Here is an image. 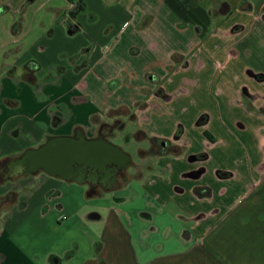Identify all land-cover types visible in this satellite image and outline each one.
Wrapping results in <instances>:
<instances>
[{"label":"crops","instance_id":"0c3cea01","mask_svg":"<svg viewBox=\"0 0 264 264\" xmlns=\"http://www.w3.org/2000/svg\"><path fill=\"white\" fill-rule=\"evenodd\" d=\"M32 2H43L34 12L43 10L46 16L30 20L31 12L25 14L21 32H10L0 42L5 50L0 62V164L51 137L86 131L95 126L94 118L104 120L119 109L129 110L131 122L140 124L132 134L185 149L181 127L211 111L190 102L176 105L172 87L185 83L186 74L202 67V59L211 64L221 43L228 46L224 86L231 97L227 105H218L217 114L224 125L230 121L244 129L247 121L255 122L261 156L252 162L251 155L232 151L226 140L233 138L230 128L210 133L214 141H208L224 148L222 158L242 161L234 167L218 165L220 170L206 181L205 169L197 175L190 169L182 178L197 181L183 188L172 175L165 177L172 169L161 165L165 154L156 156L145 175L132 180L142 181L162 210L159 216L179 212V220L191 226L180 233L167 228L162 235L155 213L134 223L124 212L106 207L107 215L87 217L104 223L100 232L87 233L92 251H84L80 241L69 248L66 238H55V215L52 226L46 221L57 187L51 177L0 182V198L12 191L21 194L19 204L0 214V264H264V91L252 89L264 83V0H82L80 9L67 0L59 6L55 0ZM219 2H226L231 12L213 17L211 9ZM23 4L20 0L18 5ZM69 28L79 29L71 36ZM89 46L92 51L82 53ZM36 64L38 71L27 68ZM116 79L120 84L109 91ZM160 89L169 98L159 95ZM220 172L231 175L222 178ZM195 187L210 188L211 197L198 198ZM27 188L31 191L22 194ZM170 204L173 210L167 209Z\"/></svg>","mask_w":264,"mask_h":264},{"label":"rangeland","instance_id":"374dc122","mask_svg":"<svg viewBox=\"0 0 264 264\" xmlns=\"http://www.w3.org/2000/svg\"><path fill=\"white\" fill-rule=\"evenodd\" d=\"M19 2L20 0H0V9L4 7L7 8V11L0 14V42L7 40L10 36V32L14 35L12 32V26L14 23L22 22L23 26L26 22L25 14L27 15L31 12L30 20L37 19L38 17L44 18V16H46L43 10H41L39 14L34 12V10H38L43 2L33 3L31 0H24L25 4L21 7L18 5ZM61 2L62 0H55V4L57 6H59ZM227 48V44H219V50L210 57L212 59L211 64L202 59L203 62L200 69H192V72L194 73L193 75L191 73L186 74L187 78L184 81L185 83H181L180 85L179 83L174 82L172 87L176 93L173 94V100L177 103L176 105H178V103L188 104L190 102L191 104L194 103L199 106L205 105V108H209L211 111L210 113H205V115L202 114L203 116H207V126L197 125L200 118H197V120L193 123L184 124L182 127L180 126L186 131V135L184 136L185 143L183 142V144H186L185 149L183 148L184 145L181 146V144L176 146L177 148L175 150L178 151H167L164 156L166 161H162L161 163V165L167 164L172 166L171 172L175 169L174 173H166L165 177L169 179L172 175L175 184L177 183L180 188H183L181 185L186 187L190 185V182L197 181L192 180V178H182V175L191 173L190 169L199 172V174H201L200 170L205 169L206 173L204 179L206 181L212 178L216 171L220 170L218 165L234 167L240 165V162L242 161L238 158H222L220 155L223 153L224 148L221 144L213 146V144H211L204 135L206 131L215 135L220 133L223 128L227 130L230 128L233 138L230 137V140H226L228 141L229 148H231L232 151H235L236 154H238L239 151L241 156H243L242 152L244 155H251L252 162L256 161L261 156V154L258 153L260 150L261 139L256 131L258 126L255 122L252 121L248 123L247 121V123H244L245 128L243 129L235 123L232 124L230 121H227L228 123L225 122L224 125L222 121H220L221 119L217 114V112H219V110H217L218 105H227V99L231 97V93H228V90L224 86V81L229 74V66L228 64H224ZM4 56L5 50L3 45L0 43V62L3 60ZM257 63L258 62H252L251 64L254 65ZM222 65H224L225 69L219 70ZM23 76H25V74H23ZM177 84L178 87L176 88ZM254 86L252 88L253 93L260 94V92L264 91V83L254 84ZM223 111L226 112V108H224ZM130 114V111L126 109H120L114 111L113 113H108L104 120L99 121L94 119L93 125L95 126L87 129L85 132L87 135L93 136L97 132V127H99L102 122H106L111 125H113L118 119L126 122L125 128L121 131L116 130V127H114V131L117 136L116 139L113 140V143L122 147L125 152L130 154L133 158L134 165L136 164L138 166V168L134 169L132 167L129 169V179L132 180L145 175V172L151 168L157 160L155 161L156 157L151 156V153L148 152L147 148L150 146L149 142L144 139L136 140L133 136L132 133L141 129V126L139 123L133 124V122H131L133 118ZM63 115H66V111L63 112ZM170 118L173 122L175 121L176 115L174 114V110H172ZM60 120L61 119H59V121ZM141 125L145 130L149 127L147 123H141ZM62 135L63 134L57 136ZM40 145L41 144L35 148ZM187 150L190 152L185 155ZM205 154L208 159L207 157L205 159L203 158ZM198 156H201V158H197ZM194 158H197V160L190 163ZM198 159H200V161ZM197 167L200 168L197 169ZM160 168L162 169L163 167L160 166ZM162 170L164 171V169ZM137 171L140 173H137ZM39 176L44 178L48 177L44 173H40ZM32 178L33 177L30 179L33 180ZM25 179H27V177H21L16 181L18 182ZM52 180L55 181L57 187L55 190V197L50 203L52 212L47 216L46 221L50 223L49 226H52V218L55 215V238H66L65 241H67V247L69 248L73 246L74 242L78 243V241H80L82 249H85L84 251H89L90 249L91 251L93 250V245L88 241L87 233L89 231L92 233L100 232L104 223L95 220L89 221L87 220V217L98 213L101 215H107V212L103 210L106 207H115L121 212H124L131 222L134 223H136L137 220H141V217H144L146 214L155 213L158 215L157 213H161L162 211L152 200V197L148 195L146 188L142 186V181L132 180L129 181L127 187H124V189L115 192H108L102 197H90L89 186L87 184L66 182L56 178H52ZM30 191L31 190L28 188L22 189L21 193L27 195ZM185 196L187 195L184 194L182 197ZM20 197L21 194L17 191L9 193L5 201V206H3L0 210V214L4 211H10L16 204H19ZM120 199H125L126 202L123 203ZM61 207L63 210L59 211ZM174 208L175 206L173 204H170L167 207L168 210H173ZM76 213L78 216L72 219V215ZM177 213L179 212H173L171 215L168 214L166 217L158 215L155 223L161 226L160 233L162 235H164L163 231L167 228H171L180 233L182 229L187 226H191L190 224L182 223L179 220ZM143 227L144 226H136L138 231L143 230Z\"/></svg>","mask_w":264,"mask_h":264},{"label":"water","instance_id":"95a60500","mask_svg":"<svg viewBox=\"0 0 264 264\" xmlns=\"http://www.w3.org/2000/svg\"><path fill=\"white\" fill-rule=\"evenodd\" d=\"M116 157L122 159L125 167L130 164L131 156L111 143L85 136H54L39 147L30 148L17 158L8 160L6 166L1 163L0 182L16 181L21 177L44 173L66 182L84 184L89 178L87 167L104 168Z\"/></svg>","mask_w":264,"mask_h":264},{"label":"flooded vegetation","instance_id":"af4514ba","mask_svg":"<svg viewBox=\"0 0 264 264\" xmlns=\"http://www.w3.org/2000/svg\"><path fill=\"white\" fill-rule=\"evenodd\" d=\"M165 96H166V98H168L167 95H165ZM251 97H252V99H254L253 96H251ZM125 126H126V124L123 121L118 119L114 122L113 125L106 123V122L100 123L99 127H97L96 134L93 136L87 135V133L85 131H83L81 128L76 129L69 136H73V137L85 136L89 139H94L97 141H104V142L111 143L115 146H118L115 143H113V140L116 139V136H117L115 134L114 127H116V130L121 131L125 128ZM200 126H202V125H200ZM148 142L150 144V146L148 148V152L151 153V156L156 157L157 154H159V152L162 149H165V150L174 149V145H172L171 142H169V141H167V142L160 141L158 144L154 145V147H152L151 141L148 140ZM193 160H194L193 162H195V160H197V158H194ZM198 160L200 161V159H198ZM7 162H8V160L3 162V164L6 166ZM132 167L134 169L138 168V166L136 164L134 165L132 157H131V161H130V164L128 165V167H125V164L123 163V161L120 157L114 158L112 160V162H109L104 168L99 167V166L87 167L86 172H87V175L89 176V178H88V181H86L84 184H87L89 186L90 197L91 196L102 197L103 195H105L108 192H115V191L120 190L124 185H126L127 183H129V181H131L129 179V169ZM5 171L7 172L8 169L6 168ZM201 171H203V170H200V172ZM197 174H199V172L196 173L195 175H197Z\"/></svg>","mask_w":264,"mask_h":264},{"label":"trees","instance_id":"16d2710c","mask_svg":"<svg viewBox=\"0 0 264 264\" xmlns=\"http://www.w3.org/2000/svg\"><path fill=\"white\" fill-rule=\"evenodd\" d=\"M68 2L72 3V4H77L78 6V9L82 8L83 7V3H82V0H67ZM5 11H7V8H1L0 9V14H3ZM231 12V8L230 6L226 3V2H219V5L216 7V8H212L211 9V15L213 17H218V16H226L228 15L229 13ZM21 29H22V22H16L14 23V25L12 26V32L14 35H18L20 32H21ZM79 29V28H78ZM78 29L76 30H72V29H68V34L69 35H75L78 31ZM93 49L92 46H89L85 49H83L82 53H88V52H91ZM177 59V56H173V60L176 61ZM27 68H30V69H33L35 71H38L39 70V65H35V66H28ZM31 81L34 83L35 81L33 79H31ZM158 83V82H156ZM120 84V80L119 79H116V80H113L109 83V91H112L115 87H117L118 85ZM158 94L161 95V96H164V92L162 89H160L158 91ZM120 110V109H119ZM117 111V110H116ZM114 111H110V113H113ZM95 120H97L96 118H94ZM93 119V120H94ZM125 123V122H124ZM207 123V116H202L200 117L197 125H204ZM133 136L136 138V140L138 139H144V140H149L151 141V145L152 147H154V145L158 144L160 141H158L157 139L155 138H148V136L146 134H142V135H134ZM205 136L207 137V139H209L211 142L214 141V139L212 138V136L210 135V133L208 132H205ZM181 138V132H177L176 134V139L179 140ZM165 142H167L166 140H164ZM177 147L174 146V149H172L173 151H178V150H175ZM172 150H165V149H162L158 155H162V154H166L167 151H172ZM156 155V154H155ZM207 157V155L205 154L204 155V159ZM197 158H201V156H198ZM220 177L222 178H225V177H229L231 174L230 173H227V172H220L219 173ZM195 196H197L198 198H210L211 195H212V191L210 188L208 187H195L194 190H193ZM6 201V198H0V210L1 208L4 206V203ZM92 219H99V216L97 214H92L90 216Z\"/></svg>","mask_w":264,"mask_h":264}]
</instances>
